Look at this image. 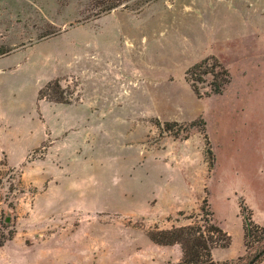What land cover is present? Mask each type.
<instances>
[{
	"label": "rangeland",
	"instance_id": "1",
	"mask_svg": "<svg viewBox=\"0 0 264 264\" xmlns=\"http://www.w3.org/2000/svg\"><path fill=\"white\" fill-rule=\"evenodd\" d=\"M0 46V257L181 264L150 230L264 216V0H0Z\"/></svg>",
	"mask_w": 264,
	"mask_h": 264
},
{
	"label": "trees",
	"instance_id": "2",
	"mask_svg": "<svg viewBox=\"0 0 264 264\" xmlns=\"http://www.w3.org/2000/svg\"><path fill=\"white\" fill-rule=\"evenodd\" d=\"M9 51L10 49L0 46V57ZM205 66H210V70L201 71L200 69ZM207 72H210L213 78L210 82L212 93H221L223 85L228 82L229 73L227 69L214 57L204 58L193 64L186 72L190 87L197 96L201 94L196 83L205 82L199 73ZM50 84V81L46 82L39 90V95L50 98L45 93ZM56 101L62 100L56 99ZM239 208L243 210L242 205H239ZM200 210L204 217L202 223H188L170 229H158L155 227L148 232V238L158 245L178 244L182 254L181 264H218L211 258V249L215 246H228L230 244V235L208 217L209 213L203 207ZM241 215L243 218L244 245L246 249L249 246V238L253 237L255 241L264 240V226L255 223L250 216H246L244 213ZM241 257H237V259L239 260ZM253 257H255L253 264L264 258V242L259 248L254 249L253 255L247 260V263ZM221 264L226 263L223 262Z\"/></svg>",
	"mask_w": 264,
	"mask_h": 264
},
{
	"label": "crops",
	"instance_id": "3",
	"mask_svg": "<svg viewBox=\"0 0 264 264\" xmlns=\"http://www.w3.org/2000/svg\"><path fill=\"white\" fill-rule=\"evenodd\" d=\"M2 59V58H0ZM251 210V219L259 224L264 226V216L261 217L258 215L255 211L254 208H249ZM224 231H226L230 235V244L226 247H221V246H215L211 249V258L213 259L214 262L216 263H221L225 261H230L234 258H237L238 256H241L245 253V245H244V229H243V219L242 217L238 220L237 222V228L235 231L225 229L222 227ZM236 239L238 244L236 247H233V240ZM164 247H174L178 246L180 253H181V248L178 244H173V245H162ZM7 261L10 262L7 258L0 257V264H4ZM10 264H21L20 262H15L11 261ZM256 264H264V258L257 262Z\"/></svg>",
	"mask_w": 264,
	"mask_h": 264
},
{
	"label": "water",
	"instance_id": "4",
	"mask_svg": "<svg viewBox=\"0 0 264 264\" xmlns=\"http://www.w3.org/2000/svg\"><path fill=\"white\" fill-rule=\"evenodd\" d=\"M255 257H253L247 264H253Z\"/></svg>",
	"mask_w": 264,
	"mask_h": 264
}]
</instances>
